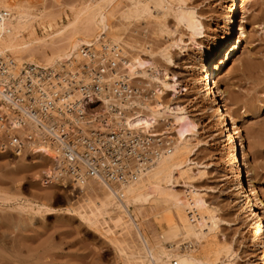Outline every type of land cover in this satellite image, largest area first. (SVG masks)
Wrapping results in <instances>:
<instances>
[{
	"label": "rangeland",
	"instance_id": "rangeland-1",
	"mask_svg": "<svg viewBox=\"0 0 264 264\" xmlns=\"http://www.w3.org/2000/svg\"><path fill=\"white\" fill-rule=\"evenodd\" d=\"M147 1L3 0L19 24L18 48L6 50L19 61L61 62L101 33L120 41L129 66L157 89L145 120L172 121L177 141L169 174L147 181V171L125 203L97 183L44 184V173L57 170L47 156L0 154V264H31V256L38 264H159L168 254L170 264L190 251L201 253L200 264H264V243L233 184V146L199 90L201 65L222 48L234 0ZM235 38L241 47L222 68L217 97L235 140L246 144L244 181L264 227V0H245ZM183 214L201 233L188 231Z\"/></svg>",
	"mask_w": 264,
	"mask_h": 264
},
{
	"label": "built area",
	"instance_id": "built-area-1",
	"mask_svg": "<svg viewBox=\"0 0 264 264\" xmlns=\"http://www.w3.org/2000/svg\"><path fill=\"white\" fill-rule=\"evenodd\" d=\"M10 14L0 8V18ZM130 60L106 33L55 64L0 48V154L47 156L57 170L44 184L100 183L125 203L127 186L172 151L177 128L163 117L148 128L137 120L152 112L156 87Z\"/></svg>",
	"mask_w": 264,
	"mask_h": 264
},
{
	"label": "bare ground",
	"instance_id": "bare-ground-1",
	"mask_svg": "<svg viewBox=\"0 0 264 264\" xmlns=\"http://www.w3.org/2000/svg\"><path fill=\"white\" fill-rule=\"evenodd\" d=\"M152 1L156 2L155 0H152ZM159 1H161V0H157L156 4H159ZM4 2H5V0H4ZM4 2H3V0H0V7L5 6V4H8V3L4 4ZM147 2H149V0ZM90 3H91V0H90ZM147 5H148V3H147ZM244 5H245V0H234V7H233V11H232L233 13L230 17V23L228 25V31L226 34L224 44H223V46H221L222 48L216 54L211 55L201 65L202 66L201 67L202 77H201V81H200L199 90H200V94H201L202 98L208 100L210 102V104L212 105V107H215L214 116H215L216 120L218 121L220 128L222 129L221 131H222V135L224 136L225 144H228V145L232 144V146H233L234 155H235V158L237 161V167L239 169V172L236 173L235 176H233V184L236 186L238 198H240L241 201H244L247 203L246 209H245V214H246V217L250 218V220L251 219L253 220L254 239L256 240L257 245H261L262 243H264V227L261 224V220L259 218V215L257 214L255 202L253 201V199L251 197L249 187L247 186V184L244 181L245 174L243 172L244 171L243 167L248 165V154L246 152V144L244 142L243 137H240L241 140L239 142H237L235 140V138L233 136V132L231 130L230 121L227 117V112L225 111L224 104L217 97V94H218L217 92L219 89L218 85L220 82L219 75L222 71V68L225 67L229 62H231V60L235 57L237 52H239L240 47H241L240 40L235 38V33L237 31V25H238V21H239V15L241 12V8H243ZM7 6H9V4ZM10 15L11 16H9V17L0 18V48L13 50V49H16V47L19 44L17 45V44H15L16 42L14 43L13 40H15L14 37L16 34L14 32L12 33V30L14 27L17 28L19 26V24H18V26H16L17 25L16 14H10ZM13 34H14V37H13ZM12 37H13V40H12ZM32 50H33V48H32ZM33 53L34 52H32V54ZM129 70L133 73H139L137 70H134L130 66H129ZM155 72L156 71L153 70V73H155ZM139 75L141 76L140 73H139ZM151 84H153V83H151ZM174 107L175 106L172 107V105H171L172 109ZM142 113H144V112H141L138 114V115H140V118L142 119V120L140 119V121L141 122L145 121L143 123H144L145 127L148 128L151 125V124L147 123V121L145 120V119L149 120L148 113H145V115H143ZM165 120H168V119L166 118ZM175 130L173 132V135H176ZM176 141H175V143H176ZM175 143H174V145H175ZM174 145H173V148H174ZM174 155H175L174 152H169V153L163 155L158 160V162L151 168V170L150 169L148 170V172H147L148 178H146L147 181L156 180V182H158L162 176H164L165 174H169V172H170V159L172 157H174ZM230 161H232V160H230ZM189 166L190 165L187 164V167H189ZM97 184L99 186H101L100 183H97ZM132 185H133V183H130L127 186L126 192H132L133 191ZM106 192L108 194L107 195L108 197L113 198L111 196L110 192L109 193H108V191H106ZM182 217H183V220H184V222L188 228V231H190V232L194 231V232L201 233V226H200V229H196L194 224L189 219L188 215L183 214ZM145 245H147L148 251H150L151 245H150V247H148V243H146V242H145ZM153 250H154V248L152 247V249H151L152 254H153V252H156ZM200 254L201 253H199V252L190 251L187 253H180V254H175V255H177L176 261L179 264H200L202 261V258H203L200 256ZM153 255L155 256L157 254H153ZM161 255H162V253H161ZM168 256H169V259H167V260H165L166 259V257H165L164 260L159 259L160 260L159 262L157 260L156 261L159 264H169V262H170L169 260H170L171 256L169 254H168ZM204 260H205V258H204ZM148 262H150V261H148ZM170 264H174V262L172 261V263H170Z\"/></svg>",
	"mask_w": 264,
	"mask_h": 264
},
{
	"label": "crops",
	"instance_id": "crops-1",
	"mask_svg": "<svg viewBox=\"0 0 264 264\" xmlns=\"http://www.w3.org/2000/svg\"><path fill=\"white\" fill-rule=\"evenodd\" d=\"M31 264H38V262L41 261V259H38L37 257H33L31 256V258L29 259Z\"/></svg>",
	"mask_w": 264,
	"mask_h": 264
}]
</instances>
